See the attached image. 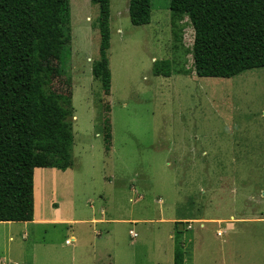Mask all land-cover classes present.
<instances>
[{"label":"rangeland","instance_id":"374dc122","mask_svg":"<svg viewBox=\"0 0 264 264\" xmlns=\"http://www.w3.org/2000/svg\"><path fill=\"white\" fill-rule=\"evenodd\" d=\"M150 2V23L133 26L129 0H110L106 95L91 73L98 7L68 0L66 75L46 89L70 97L74 219L107 223L0 224L5 264H173L174 228L183 264H264V69L197 77L189 17H174L170 0ZM37 51L57 66V46ZM164 61L171 76L155 77Z\"/></svg>","mask_w":264,"mask_h":264},{"label":"trees","instance_id":"16d2710c","mask_svg":"<svg viewBox=\"0 0 264 264\" xmlns=\"http://www.w3.org/2000/svg\"><path fill=\"white\" fill-rule=\"evenodd\" d=\"M90 2L98 7L99 34V59L91 73L108 95L110 0ZM150 9V0H129L130 23L148 25ZM169 9L176 18L189 17L192 71L197 77L230 79L264 69V0H170ZM68 20V0H0V223L33 221L35 169L72 167L73 135L66 123L70 97L46 89L66 75ZM37 43L58 47L55 68L40 58ZM152 74L169 78L170 63H155ZM103 124L108 152L109 119ZM173 240V264H183L182 232L177 228Z\"/></svg>","mask_w":264,"mask_h":264},{"label":"crops","instance_id":"0c3cea01","mask_svg":"<svg viewBox=\"0 0 264 264\" xmlns=\"http://www.w3.org/2000/svg\"><path fill=\"white\" fill-rule=\"evenodd\" d=\"M72 168V167H71ZM60 171L57 169H35L33 174L34 215L30 223H0L3 225L22 224L35 227L71 225L78 222L100 225L107 223L105 218H92L88 221L74 219L75 183L72 169ZM44 181L42 189H37L36 178ZM97 236L100 233H95ZM26 235H24L25 237ZM66 242H69L66 244ZM74 242V239L66 240L65 245ZM1 264L6 260L2 259ZM16 264V263H15Z\"/></svg>","mask_w":264,"mask_h":264},{"label":"built area","instance_id":"2783aa9c","mask_svg":"<svg viewBox=\"0 0 264 264\" xmlns=\"http://www.w3.org/2000/svg\"><path fill=\"white\" fill-rule=\"evenodd\" d=\"M135 234L133 232H130V236H134ZM69 242H66L68 244Z\"/></svg>","mask_w":264,"mask_h":264}]
</instances>
